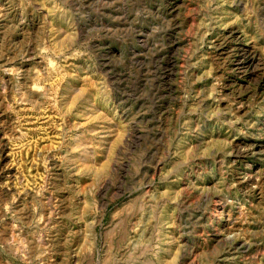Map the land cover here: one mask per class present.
I'll return each mask as SVG.
<instances>
[{
	"label": "rangeland",
	"instance_id": "374dc122",
	"mask_svg": "<svg viewBox=\"0 0 264 264\" xmlns=\"http://www.w3.org/2000/svg\"><path fill=\"white\" fill-rule=\"evenodd\" d=\"M0 264H264V0H0Z\"/></svg>",
	"mask_w": 264,
	"mask_h": 264
},
{
	"label": "bare ground",
	"instance_id": "6f19581e",
	"mask_svg": "<svg viewBox=\"0 0 264 264\" xmlns=\"http://www.w3.org/2000/svg\"><path fill=\"white\" fill-rule=\"evenodd\" d=\"M242 57V56H241ZM255 59L254 57H250V59L248 60L249 63L253 62ZM255 62V61H254ZM238 63V62H237ZM252 72V71H251Z\"/></svg>",
	"mask_w": 264,
	"mask_h": 264
}]
</instances>
